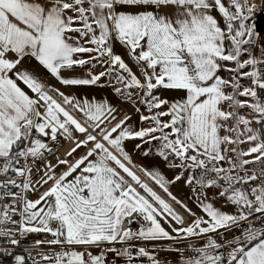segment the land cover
I'll use <instances>...</instances> for the list:
<instances>
[{
	"label": "snow or ice",
	"instance_id": "6c2138e0",
	"mask_svg": "<svg viewBox=\"0 0 264 264\" xmlns=\"http://www.w3.org/2000/svg\"><path fill=\"white\" fill-rule=\"evenodd\" d=\"M261 20L264 0H0V257L264 264Z\"/></svg>",
	"mask_w": 264,
	"mask_h": 264
},
{
	"label": "crops",
	"instance_id": "0c3cea01",
	"mask_svg": "<svg viewBox=\"0 0 264 264\" xmlns=\"http://www.w3.org/2000/svg\"><path fill=\"white\" fill-rule=\"evenodd\" d=\"M79 91H81V92H87V91H91V90H88V89H80ZM132 145L131 144H129L128 145V149H129V151H131L132 150ZM134 159L138 162V163H145V164H147V163H149V161H146V160H144L142 157H139L138 155H135L134 154ZM169 175H171V173H169ZM173 192L175 193V194H177V195H183L184 194V191H182V189H181V187L180 186H177V187H174L173 189ZM4 264H9V263H4Z\"/></svg>",
	"mask_w": 264,
	"mask_h": 264
},
{
	"label": "built area",
	"instance_id": "2783aa9c",
	"mask_svg": "<svg viewBox=\"0 0 264 264\" xmlns=\"http://www.w3.org/2000/svg\"><path fill=\"white\" fill-rule=\"evenodd\" d=\"M161 255H164V254L161 253ZM168 258H169V259H173V260H175V256H173V255H171V254L168 256ZM4 263H9V264H11V259L8 258V257H0V264H4Z\"/></svg>",
	"mask_w": 264,
	"mask_h": 264
},
{
	"label": "rangeland",
	"instance_id": "374dc122",
	"mask_svg": "<svg viewBox=\"0 0 264 264\" xmlns=\"http://www.w3.org/2000/svg\"><path fill=\"white\" fill-rule=\"evenodd\" d=\"M258 24H260L261 26H264V20L258 21Z\"/></svg>",
	"mask_w": 264,
	"mask_h": 264
}]
</instances>
